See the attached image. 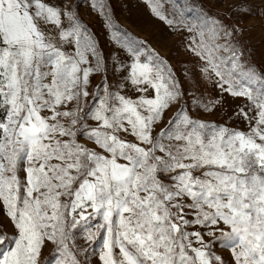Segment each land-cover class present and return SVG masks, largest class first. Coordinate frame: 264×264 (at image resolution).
Returning <instances> with one entry per match:
<instances>
[{"label":"snow or ice","instance_id":"1","mask_svg":"<svg viewBox=\"0 0 264 264\" xmlns=\"http://www.w3.org/2000/svg\"><path fill=\"white\" fill-rule=\"evenodd\" d=\"M142 2L182 38L181 75L104 0L107 55L66 0H0V206L15 230L0 264H41L49 245L43 264H88L98 239L102 264H226L218 246L228 264H264V52L241 27L253 6ZM226 95L245 101L229 119L246 130L201 118Z\"/></svg>","mask_w":264,"mask_h":264},{"label":"rangeland","instance_id":"2","mask_svg":"<svg viewBox=\"0 0 264 264\" xmlns=\"http://www.w3.org/2000/svg\"><path fill=\"white\" fill-rule=\"evenodd\" d=\"M65 0H57V3H64ZM69 6H77L80 17L85 21L90 30L94 33L99 44L103 47L105 55L112 51L111 46L108 44L106 36V29L103 27V18L99 15L98 11L92 8L93 0H66ZM106 11L112 16L115 25L122 31H126L132 37L141 41H147L151 48L156 49L159 54L167 59L172 67L175 69L177 75H181L182 63L188 62L190 57L186 54L182 38L172 32L159 20L155 19L142 0H104ZM233 3V0H226L221 4H216L212 7L214 12H225V10ZM247 3L253 6V15L241 17V27L246 29L244 34V42L250 43L254 49L256 59L260 60V55L264 52V19L261 18L260 13L264 12V3L261 0H247ZM195 13L190 14L189 19L194 20ZM109 70H111L112 61L107 62ZM100 76L96 75L92 78V85L89 89L90 92L95 91V85L99 82ZM111 79V77H110ZM113 84L115 81L113 79ZM150 94V93H149ZM127 95L135 96L131 90L127 91ZM199 95V93H197ZM216 92L212 89L211 85L207 86V91L204 92V98L215 96ZM91 100V97H89ZM245 103L242 99H233L230 96H225L223 99V108L216 111L212 115L204 114L201 118L218 124H227V126L235 129L246 130V124L236 118L232 117L234 110L240 105ZM172 112H168L165 116V121L172 116ZM81 142H85L81 140ZM102 217L97 216L90 222L92 225L102 223ZM76 242L84 245L85 241L80 236V229L72 230ZM0 232L7 234L8 239L4 244L0 245V252H6L9 248L13 247L12 241L15 239V230L6 219V208L0 206ZM103 248V240H96L87 256L88 264H102L99 260V254ZM52 251V246L49 245L43 250V258L47 257ZM216 254L221 255L226 264L230 262V253L222 247L215 248Z\"/></svg>","mask_w":264,"mask_h":264}]
</instances>
